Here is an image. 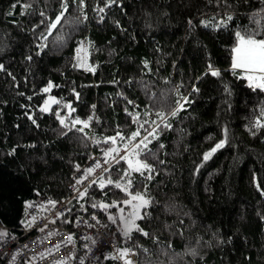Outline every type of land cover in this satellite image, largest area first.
I'll return each instance as SVG.
<instances>
[{
	"label": "trees",
	"instance_id": "1",
	"mask_svg": "<svg viewBox=\"0 0 264 264\" xmlns=\"http://www.w3.org/2000/svg\"><path fill=\"white\" fill-rule=\"evenodd\" d=\"M67 2L65 15L47 33L61 0H0V230L10 235L25 225V201L41 195L69 198L77 164L122 148V137L156 120L157 111L170 112L179 93L189 97L186 107L168 118L172 127L161 125L151 139L154 157L140 156L154 166L152 178L134 170L128 177L130 192L147 186L152 197L142 208L150 215L136 221L148 235L133 230L123 236L118 217L122 207L128 209L122 202L129 195L115 183L99 187L103 180L127 175L121 157L84 197L71 200L59 222L73 228L77 216L93 213L108 220L103 209L93 208L104 201L117 216L111 228L120 248L135 249L133 264H264V125L254 126L264 90L251 87L240 75L243 70L232 68L237 26L256 29L257 38L264 34V16L254 14L264 0ZM226 13L233 16L224 25ZM42 33L47 47L37 51ZM84 46L90 68L79 66ZM49 94L56 101L44 111L40 105ZM153 127L145 124L134 139ZM221 139L225 144L201 163L203 153ZM119 151L107 158L113 161ZM94 264L125 263L105 256Z\"/></svg>",
	"mask_w": 264,
	"mask_h": 264
},
{
	"label": "snow or ice",
	"instance_id": "2",
	"mask_svg": "<svg viewBox=\"0 0 264 264\" xmlns=\"http://www.w3.org/2000/svg\"><path fill=\"white\" fill-rule=\"evenodd\" d=\"M114 2H119V0H107L108 4H112ZM79 3L82 5L84 3V0H79ZM25 7H28V5H25ZM61 11L58 12L54 20L50 21V27L46 29L47 33H52L53 28L57 26V22L61 20V18L65 15L66 10L68 8V2L67 0H61L60 3ZM82 11V10H81ZM100 11H103V8H100ZM254 14L257 17L264 16V8L254 10ZM85 18H87V14L84 13ZM227 20L222 19V23L224 25H227L228 21L232 19L233 14L232 13H226ZM43 23V21H41ZM119 23V22H117ZM191 23V20L189 21ZM201 24L208 25L213 28H219L221 25L219 24H212L207 20H201ZM35 27V25H33ZM256 29H253L249 31L247 28L241 29L239 26H237V29L235 31V37L237 42L235 43V46L232 49V68L235 69H243L242 72H240L241 76L246 77L248 84L253 88H259L264 90V34H262L261 38H257L256 36ZM58 39L60 37L58 36ZM39 47L37 51L40 49L47 47V38L45 34H41L39 37ZM28 59H31V56L28 57ZM145 64H147V61H144ZM79 66L83 67V63H81ZM0 68H3V64H0ZM95 71V68L92 69ZM214 75H219L218 69H213ZM167 79V77H165ZM199 79V77H197ZM51 83V82H49ZM193 89L198 91V89L195 88V85H193ZM43 91H47L48 89L45 87L42 89ZM229 88L227 85H225V92L226 94L229 93ZM73 92H75V89H73ZM78 97V93H76ZM178 99L176 101L175 107L165 114L163 111H157L156 112V120H146L143 124L140 125L139 128H137L135 131L131 133V136L128 138L121 139V145L126 149L124 155L120 158L121 160H126L128 164V168L123 169V171L127 174L126 176L121 177L120 179L116 181L109 180H103L102 182H99V187L101 189L104 188L105 184H112L115 183L117 188H122L124 193H128L129 199H124L123 204L124 205H130L129 209L125 211L123 208L120 209L119 214V232L125 236L130 237L133 230H138L140 232H143L145 235H148V233L143 229L140 228V226L137 224V218L142 217L143 215H150V213H141V209L148 206L150 203H152V197L148 194L147 186H145V190L143 192L141 191H135L133 194L129 191V189L132 187V179H129L128 177L131 176L132 170H134L136 173H139L140 175H144L145 172L148 173L147 178L150 180L152 178V173L154 171V166L147 162L145 159H141V153L151 155L154 157V153L151 151V149L148 147V144L151 142V139H154L156 136L159 135V132L161 130L160 126L163 125L165 128H170L172 125L168 122V118L175 117L177 113L184 107H186L187 101H189V97L182 94H177ZM54 97H49V101H54ZM49 101H45L44 104L40 105V107L44 111L49 110ZM69 106L71 102L69 101ZM131 103V102H130ZM127 112L128 109H125ZM56 114L59 119V122L61 125H64L65 129L68 128V125L65 124V116L60 114L59 108L56 109ZM137 116L140 114L137 113ZM264 108L261 109V115L257 116L255 118L254 126L256 130H259L262 125H264ZM29 118H31V113H29ZM76 121L88 124L87 120L81 121L79 117H76ZM33 123L35 121L33 120ZM139 123V121H137ZM151 123L154 125L152 128V131L147 136H142L139 141H136L134 138L141 135V129L144 127L145 124ZM76 124L73 123L72 127L75 128ZM246 128H249V131L251 134L255 135V131L249 126L245 125ZM81 132L84 131L83 128L80 129ZM225 133H227V129L225 128ZM121 135L122 134H117ZM105 139L112 141L115 140V137H105ZM130 141V142H129ZM226 140L221 139L217 141V143L210 148L208 151L203 153V161H206L209 159L211 153L216 152L217 149L221 148L225 144ZM119 148L112 147L105 152V155H109L113 152H118ZM113 163H115V158H113ZM99 165V161H97L96 165H93L92 167H89L85 170L86 173H91L94 171V168ZM77 168L80 166L77 164ZM198 167V166H197ZM107 171V170H105ZM79 179H84L83 176L79 177ZM134 179V177H133ZM89 185H91V181H89ZM259 187V185H257ZM75 190V189H74ZM87 194V189H82L79 191L78 196L76 197L77 200H79L80 197H84ZM49 203L55 204V201H49ZM25 204H30V201H25ZM111 204H116L119 206L118 202L113 200ZM81 208L84 207L83 204L80 205ZM99 207L103 209L107 213V219L109 222H114L117 220V216L111 212L108 211L110 205L104 201L99 202L98 205H93V208ZM65 211H69V209H65ZM86 211V209H85ZM57 215H63L62 213H57ZM95 213H93V216ZM53 221H55V217L52 218ZM77 221H80L81 218L79 216L76 217ZM29 220L32 222L35 221V217H29ZM29 220L23 221L26 227H31V223H29ZM86 222V221H85ZM43 227H47V225H44ZM42 230V229H41ZM6 230H0V240L5 239L6 236ZM54 235L55 232L49 233ZM37 240L40 239V237L36 238ZM72 240V233H69L67 242H71ZM65 241H58L57 243H63ZM87 247V245H85ZM21 249H17L16 251L19 252ZM53 251L55 250V246H53ZM120 253V257L125 261V264H133L130 257L127 255L130 251H135V249H129L128 247H121L118 249ZM59 264H63V262H59Z\"/></svg>",
	"mask_w": 264,
	"mask_h": 264
},
{
	"label": "built area",
	"instance_id": "3",
	"mask_svg": "<svg viewBox=\"0 0 264 264\" xmlns=\"http://www.w3.org/2000/svg\"><path fill=\"white\" fill-rule=\"evenodd\" d=\"M97 161L99 165L94 168V171L86 173L85 170L96 165ZM109 166L110 163L103 154H93L73 173L70 183L72 195L69 198L54 200L49 196L41 195L30 200V204L25 205L24 221L29 220V217H35V221L29 220L31 227L21 226L15 233L6 235L5 239L0 240V264H59L61 261L63 264L71 262L94 264L105 256H114L124 261L119 258V243L113 235L111 222L108 220L96 215H82L79 216L80 221L76 219L73 228L59 222V219L68 212L65 209L70 210V202L76 199L79 191L87 188L89 181L91 183L96 181ZM81 176L84 179H79ZM49 201H55V204ZM57 213L63 215H57ZM44 225L47 227H43ZM53 231L54 235L49 234ZM69 233H72L71 242H67ZM37 237L40 239L37 240ZM58 241L65 242L58 244ZM53 246H55L54 251ZM17 249L21 250L17 252ZM128 256L130 259L137 260L136 253L128 254Z\"/></svg>",
	"mask_w": 264,
	"mask_h": 264
},
{
	"label": "rangeland",
	"instance_id": "4",
	"mask_svg": "<svg viewBox=\"0 0 264 264\" xmlns=\"http://www.w3.org/2000/svg\"><path fill=\"white\" fill-rule=\"evenodd\" d=\"M80 55H81V58H82V62H83V66H85V67H87V68H90V66H89V61H88V54H87V52H86V49H85V46L84 47H82L81 49H80ZM242 70V69H241ZM49 97H54L55 98V100L54 101H49ZM45 101H49V110L51 109V106L53 105V103L56 101V97L53 95V94H49L48 96H47V98L45 99ZM45 101L42 103V104H44L45 103ZM120 151H119V154L117 155V158H115V159H118V158H120V157H122L123 155H124V153H125V151H126V149L124 148V147H122V148H120L119 149ZM104 156H105V158L107 159V161L109 162V163H112L113 161H111V160H109L108 158H107V155H105V154H103ZM107 172V171H106ZM105 172V173H106ZM104 173V174H105ZM103 175V174H102ZM101 175V176H102ZM130 198V197H129ZM128 198V199H129ZM129 207H130V205H129ZM129 207H128V209H129ZM123 208V207H122ZM124 209V208H123ZM128 209H124L125 211H127ZM141 213H142V209H141ZM139 218V217H138ZM137 218V219H138ZM131 253H135V252H129L128 254H131ZM127 254V255H128ZM131 260H133V259H131Z\"/></svg>",
	"mask_w": 264,
	"mask_h": 264
},
{
	"label": "crops",
	"instance_id": "5",
	"mask_svg": "<svg viewBox=\"0 0 264 264\" xmlns=\"http://www.w3.org/2000/svg\"><path fill=\"white\" fill-rule=\"evenodd\" d=\"M243 70V69H242Z\"/></svg>",
	"mask_w": 264,
	"mask_h": 264
}]
</instances>
